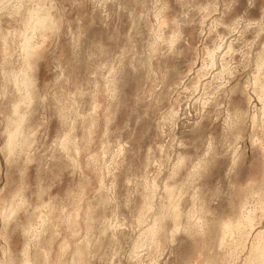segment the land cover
<instances>
[{"label":"clouds","instance_id":"clouds-1","mask_svg":"<svg viewBox=\"0 0 264 264\" xmlns=\"http://www.w3.org/2000/svg\"><path fill=\"white\" fill-rule=\"evenodd\" d=\"M0 264H264V0H0Z\"/></svg>","mask_w":264,"mask_h":264}]
</instances>
